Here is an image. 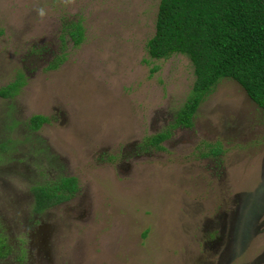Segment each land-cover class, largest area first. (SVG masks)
<instances>
[{
  "label": "rangeland",
  "instance_id": "obj_1",
  "mask_svg": "<svg viewBox=\"0 0 264 264\" xmlns=\"http://www.w3.org/2000/svg\"><path fill=\"white\" fill-rule=\"evenodd\" d=\"M160 3L0 0V91L21 82L0 96V264H264V111L223 79L172 128L196 77L146 50ZM69 177L35 212L33 186Z\"/></svg>",
  "mask_w": 264,
  "mask_h": 264
},
{
  "label": "trees",
  "instance_id": "obj_2",
  "mask_svg": "<svg viewBox=\"0 0 264 264\" xmlns=\"http://www.w3.org/2000/svg\"><path fill=\"white\" fill-rule=\"evenodd\" d=\"M70 25L68 35L79 45L83 41L81 26ZM146 50L155 60L183 55L194 68L193 91L178 111L172 128L193 127L198 108L223 79L237 82L264 111V0H161L155 34L148 40ZM20 85V81L9 85L0 91V96H12ZM47 121V117L34 116L27 126L36 132ZM170 136L169 130L159 133L149 139V144L163 150L162 143ZM7 147L8 142L4 149ZM213 154L217 153L210 155ZM76 191L74 177L61 178L53 186H33L34 210L42 212L54 207L70 199ZM0 244L2 260L8 249L5 243ZM19 260L24 262L23 257Z\"/></svg>",
  "mask_w": 264,
  "mask_h": 264
},
{
  "label": "clouds",
  "instance_id": "obj_3",
  "mask_svg": "<svg viewBox=\"0 0 264 264\" xmlns=\"http://www.w3.org/2000/svg\"><path fill=\"white\" fill-rule=\"evenodd\" d=\"M39 15L43 17L45 15V10L43 8L39 9Z\"/></svg>",
  "mask_w": 264,
  "mask_h": 264
},
{
  "label": "flooded vegetation",
  "instance_id": "obj_4",
  "mask_svg": "<svg viewBox=\"0 0 264 264\" xmlns=\"http://www.w3.org/2000/svg\"><path fill=\"white\" fill-rule=\"evenodd\" d=\"M19 261V260H18ZM19 263H20V261H19Z\"/></svg>",
  "mask_w": 264,
  "mask_h": 264
}]
</instances>
